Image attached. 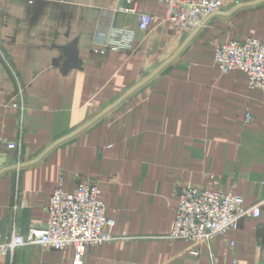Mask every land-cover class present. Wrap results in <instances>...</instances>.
<instances>
[{
	"label": "crops",
	"instance_id": "obj_1",
	"mask_svg": "<svg viewBox=\"0 0 264 264\" xmlns=\"http://www.w3.org/2000/svg\"><path fill=\"white\" fill-rule=\"evenodd\" d=\"M166 13L160 0H0L4 235L45 227L55 191L88 181L116 239L84 264H264V88L215 62L219 45L264 42V0H226L196 32ZM141 14L155 19L147 32ZM186 186L233 193L262 216L209 243L173 240ZM74 257L22 246L0 264Z\"/></svg>",
	"mask_w": 264,
	"mask_h": 264
},
{
	"label": "built area",
	"instance_id": "obj_2",
	"mask_svg": "<svg viewBox=\"0 0 264 264\" xmlns=\"http://www.w3.org/2000/svg\"><path fill=\"white\" fill-rule=\"evenodd\" d=\"M133 1L128 0V4ZM160 1L166 5L167 21L176 30L196 32L207 19L222 12L226 0ZM121 10L135 12L130 8ZM154 20L151 15L141 14L139 29L147 32ZM120 34L127 35L126 31ZM215 62L223 74L244 72L251 90L264 88V42L247 38L242 42L219 45ZM21 108L25 110L23 105ZM247 118L249 120L250 115ZM5 146L15 148L12 143H5ZM48 213L47 224L41 229L32 228L26 234L14 232L11 236L0 231V255L8 256L22 246H41L56 251L73 249L74 264H84L88 248L101 247L116 239L112 235L115 221L107 217L101 189L94 182L80 183L74 194L58 188L51 197ZM261 216L260 206L246 207L244 199L233 193L186 186L179 190V205L170 238L197 245L209 243L217 237L226 238L229 231L238 230L243 219ZM229 245L231 249L235 247L234 242ZM193 254L199 255V251H193Z\"/></svg>",
	"mask_w": 264,
	"mask_h": 264
}]
</instances>
